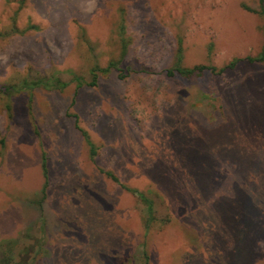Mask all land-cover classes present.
I'll return each mask as SVG.
<instances>
[{
  "label": "rangeland",
  "instance_id": "374dc122",
  "mask_svg": "<svg viewBox=\"0 0 264 264\" xmlns=\"http://www.w3.org/2000/svg\"><path fill=\"white\" fill-rule=\"evenodd\" d=\"M261 5L0 0V244L28 264H264V61L219 73L261 54ZM180 39L184 66L217 71L169 75Z\"/></svg>",
  "mask_w": 264,
  "mask_h": 264
},
{
  "label": "trees",
  "instance_id": "16d2710c",
  "mask_svg": "<svg viewBox=\"0 0 264 264\" xmlns=\"http://www.w3.org/2000/svg\"><path fill=\"white\" fill-rule=\"evenodd\" d=\"M247 9L251 10L250 8H247ZM258 12L261 14H264V0H262L261 9ZM118 30H119L118 31L119 42L121 45V57H120L121 59L119 61L121 62V60L124 59L125 56L127 55L130 41L128 40V37L126 38L125 26H119ZM183 54H184L183 53V41L180 39L178 41V47L175 53V55L177 56L175 57L174 64L172 68H170L167 71L169 75L179 74L183 77H193V76H199L207 70L213 71V72L217 71L216 67L205 65V64H198L193 67H186L182 63ZM242 60H248L250 62L264 61V46L262 48L261 54H259L258 56H255V57L247 56L245 58H236L232 60L227 66H225L224 68H221L219 70V73H223L225 69L227 68L235 67ZM119 61H112L110 62L109 66L105 68H102V67L94 68L91 72L93 81L90 82V85H96L99 74L111 71L113 67H115L118 63H120ZM39 84L40 82L38 81L33 82V85L35 87H37ZM83 135L85 136V139L87 140V142L90 145H92L93 141L91 139V136L88 134V132L84 131ZM44 174L47 178L48 168H47L46 162H44ZM108 175L110 177H113L115 181L119 180L117 176H114L111 173H109ZM47 185H48V180L46 182L45 187L43 188L44 195L46 194L45 191L47 190ZM152 205L153 203L149 202L150 209H153ZM19 246H20L19 239L4 240L0 244V264H28L29 263L28 260L30 257L29 256L30 254L27 251L28 247L24 246L23 247L24 249L18 250ZM18 258H20V260H18Z\"/></svg>",
  "mask_w": 264,
  "mask_h": 264
}]
</instances>
